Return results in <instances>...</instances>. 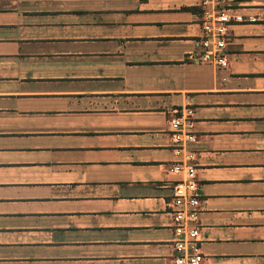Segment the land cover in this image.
Returning <instances> with one entry per match:
<instances>
[{"label": "crops", "instance_id": "0c3cea01", "mask_svg": "<svg viewBox=\"0 0 264 264\" xmlns=\"http://www.w3.org/2000/svg\"><path fill=\"white\" fill-rule=\"evenodd\" d=\"M202 2L0 0V264H175L177 163L202 264H264V0ZM205 11L241 17L225 69Z\"/></svg>", "mask_w": 264, "mask_h": 264}, {"label": "built area", "instance_id": "2783aa9c", "mask_svg": "<svg viewBox=\"0 0 264 264\" xmlns=\"http://www.w3.org/2000/svg\"><path fill=\"white\" fill-rule=\"evenodd\" d=\"M223 2L224 0H203L202 4L219 9ZM204 14L202 35L198 41L202 50L192 56V60L199 64H210L216 68L225 69L229 65L228 29L233 23L241 21V17L209 11H205ZM190 115L191 112H188L186 117H173L170 120L174 139L178 143L197 141L191 131L181 130L184 125L187 129L191 128L192 124L188 118ZM171 171L183 175V178L175 184L173 194L174 248L178 252L175 264H202L204 257L200 252L201 240L199 238L201 200L198 194L196 168L177 163L171 168Z\"/></svg>", "mask_w": 264, "mask_h": 264}]
</instances>
